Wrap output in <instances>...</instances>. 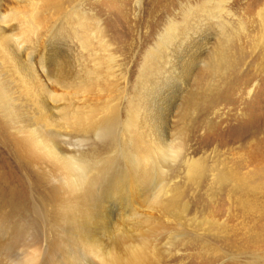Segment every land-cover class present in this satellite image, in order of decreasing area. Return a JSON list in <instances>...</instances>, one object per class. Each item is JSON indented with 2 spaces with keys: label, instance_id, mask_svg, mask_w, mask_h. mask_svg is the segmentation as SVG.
<instances>
[{
  "label": "bare ground",
  "instance_id": "bare-ground-1",
  "mask_svg": "<svg viewBox=\"0 0 264 264\" xmlns=\"http://www.w3.org/2000/svg\"><path fill=\"white\" fill-rule=\"evenodd\" d=\"M52 1H54V4H52ZM94 1H98V4H103L104 6H107L111 1L113 9L124 15L123 19L127 17L128 11H130L127 4L129 0H109V2H107L108 0ZM170 1H172L173 4L171 2L168 4L166 3L168 8H171L176 3H174V0ZM23 3L27 4L30 9L29 12H17L11 15H3V9L0 7V68L5 73L4 79H0V110L6 116L5 119H8V122H10L7 123L8 125L6 124L7 127L5 126L8 130L14 129V133L19 134L21 131H27L26 129L30 128L28 130L29 135L26 137L14 136L10 138V135L8 136L13 152L19 156L25 164L31 167H35V165L39 164L42 165V163L44 164L48 161L52 165L54 171H51V173L64 178H62L63 181H61L60 187L54 188L55 193L58 192V198L62 201V206L58 204V214L61 215V219L65 224L68 223L72 225L73 228L76 227L81 229L82 226L84 227L91 220L93 206L95 207L97 199H95L94 196L98 194V191L109 188L110 191L108 190L107 194L110 197L116 194L117 197L120 196L119 198H121V196L123 198L126 195L128 197V193L131 192V189L129 190L130 180L125 176L126 173L124 170L123 172L117 171L114 173H110L108 170V167L109 169L116 168L120 163L118 162L120 158L126 159L128 163L127 168L133 171L134 183L137 189L141 195L150 197L148 202H151V206L153 207L152 212L155 211V213L159 214L165 220L161 221L160 216H141L135 213L131 216L130 224L134 228V231L141 234L144 229L147 230L146 227L153 226V228L149 229L147 232H153L157 229L163 231L172 229V234L173 232L182 234L179 238L186 239L187 232H189L188 229L192 227L193 224L189 227L187 220L184 219L185 216H183L184 213L180 204L183 191L176 185L168 184V175L166 174L167 172L165 173L166 170L164 171V168L167 169L169 166L168 164L172 163V160H181L180 166L184 168L187 180L192 183H196L208 172V169L205 168L206 164L203 159H180L183 148H185V140L182 139V136L185 134V131H189V122L195 118L193 121L195 122V126L191 129L193 136L196 135L197 131L202 126V121L196 118V113L199 109L198 93L190 95L185 101L183 108L178 112L175 125V132L179 131L177 133L171 134L169 131L170 128L164 129L166 134L164 132V134L159 132L160 128L166 127L162 124L163 121L167 120L168 122L173 113V105L170 106L169 104L175 99L172 93L164 91L163 87L162 91L167 93L160 96L161 103L159 102L157 105H155V103L159 96H157L155 92L150 93L148 91V95V92H146V95L141 97L134 95L127 105V117L125 121H123L118 115L117 105H115L113 100H116L117 97L120 98V95H122L119 85L122 79L126 77L121 74V77H118V73L114 69L118 67L116 65L114 66L117 56L111 52V44L107 36V28L109 27L106 26L107 24H104L102 18L96 15L95 12H84L82 7H80L83 2H79V4L74 7H68L69 9L66 8V4L71 5L73 0H25ZM158 6L160 7L162 5ZM52 8H55L57 11L58 22L56 21L57 24L56 26L54 25V29L49 30L48 27L50 25H46L48 19L47 15ZM9 19L11 21L14 19L16 25L10 23ZM165 20H167L168 23L166 26L167 28L165 32H162L158 37L155 48L146 53L141 68V78H138L139 80H137V82L139 81L141 84L147 85L148 79L150 80L154 74H150V72L146 70L150 69L148 67L150 64L149 60L155 58L159 63V60H162V57L166 56L167 53V56H169V50L172 51L171 57L167 59V61L169 60L167 66L170 75L175 76V73L183 75L185 72L187 75H190L193 73L191 72L193 65L198 66L201 64V56L204 54L202 53L204 44L214 37L212 35L217 30L220 32L219 42L216 48L213 49L211 57L203 62L202 67L208 75L223 73V71L230 66V56H228V50L230 48L228 47L229 42L227 40V38L231 36L227 33V29L230 27L237 28L235 35L238 36H241L240 32H244L246 27L250 28L248 42L250 44V56L254 59L252 62L255 66V70H253L258 72L264 71V0H192V2L180 4V10L177 12V15L161 18L162 22ZM17 30H19L20 36H22V42L29 44V47L27 46L24 50L25 47L22 48L23 45L19 46L18 44L16 48L18 52L12 56V54H10L11 47L9 42L16 36L15 33ZM172 38L176 39V41L180 38L186 45L184 47H174L175 49H171L173 47H171ZM119 41H121V39H119ZM41 42L44 44L42 48L43 55L41 58V66L43 71H45V59L51 60L54 64V69L52 71L54 73H52L51 83L61 92L59 95L56 94L57 98L49 92V95L53 98L56 105L51 103V105L46 104L45 106H38L39 111L37 112H40L42 120L45 121L49 127L52 126V123L54 124L56 127V136H61L62 131L64 135L70 136L76 134L83 135L84 137L90 132L102 131L104 137L106 136L108 139L105 141L98 140L102 145L105 144L102 150L115 151L118 147H125L131 150V157L128 154L129 152L127 153L128 155H126V151H118L115 153L117 157L110 159L107 157L106 160H97L94 158L87 159L81 156H68L60 150L57 143L58 141H55V143L53 139L44 136L40 132L41 130L38 131L37 129L31 128L29 124L28 126L17 128L11 125L13 118L16 116V112L13 110L14 107L12 108L11 104L12 94L8 88L6 89V91H8L4 92L5 88L8 84H12L13 87L17 88L14 94H23L25 97L33 100V102L39 98L37 97V90L33 88V84L37 86V88L41 87L40 83L42 81L39 75L36 72L27 75L21 72L20 67L24 64L26 66L28 65L30 57L36 54L38 45ZM128 44L127 53L131 47L130 43ZM23 50L28 56L25 57L23 55ZM174 52L178 53L176 58H173L175 55ZM205 52L208 53L207 51ZM235 60L234 62L236 63ZM152 64H154V66L157 65L154 62ZM159 65L155 67L158 68ZM156 76L153 75V78H157ZM187 80L186 82H188ZM186 82H184L185 85ZM149 85L151 86V84ZM154 86L156 87V85ZM158 86L156 87L157 89L160 87ZM122 90L124 91V89ZM61 99L62 101H60ZM118 108L120 109V107ZM152 113H155L156 116ZM111 125H119V128L114 130L115 134L110 130ZM97 133L98 132H96V134ZM112 134L114 137L111 138ZM193 136H190V138ZM61 138L62 137L59 139ZM191 140L192 139H190V141ZM114 145L115 148L113 149ZM127 157H129V159H127ZM115 164L117 165L115 166ZM210 172L213 173L216 185H220V188L222 186L220 194L226 195L228 200H235V204H237V206L239 205L238 207L241 208V216H239L242 218L241 223L232 225L230 228L220 226L219 230L222 234H225V236L217 237V240L219 241L220 239V242L228 247L226 250L237 257L238 260L235 261V263L264 264V194L257 192L258 190L251 191V188L248 190L247 181L245 182L244 179L237 180L235 177H226L223 173L219 171L216 172L215 170H211ZM259 172H263V170ZM259 176L263 179L264 172ZM44 180L46 179L44 178ZM232 182L234 184L231 188H228L227 186ZM252 185L254 186L255 184ZM259 186L263 187L264 185L261 184ZM224 187L228 189L224 190ZM227 190H229V192H227ZM244 197L249 198V202L243 200ZM90 203H92V208L89 205ZM127 207L128 210H131L128 205ZM117 210H119V207ZM175 210L177 211L175 212ZM232 218L233 216H230L231 220ZM101 221L103 223L105 221L109 224L106 226L108 230L106 233H108L107 236H109V240L111 241L108 254L106 255L100 248L97 238H89L86 240V243L94 246V250L103 263H154L155 256L152 252L153 250H149L151 245L150 240L145 237V235L135 238L132 237L133 235L129 236L127 233L128 231L122 230V232L121 227L127 224L126 220L115 221V219L111 218V220L103 219ZM255 222L258 223L256 228L253 227ZM120 231L122 233H120ZM89 233L91 232L89 231ZM91 235L93 234L91 233ZM152 242L155 243L156 241L154 242L153 240ZM154 250L157 251L156 249ZM216 256H219V251L216 253ZM228 256L229 254L224 257ZM240 259H242V261Z\"/></svg>",
  "mask_w": 264,
  "mask_h": 264
},
{
  "label": "rangeland",
  "instance_id": "rangeland-1",
  "mask_svg": "<svg viewBox=\"0 0 264 264\" xmlns=\"http://www.w3.org/2000/svg\"><path fill=\"white\" fill-rule=\"evenodd\" d=\"M23 2H25V0H0V7L3 9L2 14L11 15L17 12H29V7ZM79 2H83L80 7H82L84 12H95L96 15L102 18L104 24H107L106 26L109 27L107 28V36L111 44V52L117 56L114 66L116 65L118 67L114 69L117 71L118 77H121L120 74L126 77L122 79L119 85L122 95H120V98L117 97L116 100H113L115 105H117L118 115L123 121H125L127 117V105L134 95L141 97L146 95L145 93L148 91L150 93L155 92V94L157 93V96H159V98L156 99L157 101L155 100V105H157V103H161L160 96L170 92L172 96L175 97L174 101L172 102L170 100L171 102L169 104L170 106L173 105V113L169 119L171 121L168 120L167 122V120H164L162 124L166 127L160 128L161 131L159 130V132L166 134L165 130L170 128L169 131L171 134L177 133L179 131L175 132V125L178 112L183 108L185 101L190 95L198 93L199 109L197 110L196 118L202 121V126L199 128L196 135L193 136L191 129L195 126V122H193L195 118L189 122V131H185V134L182 136V139L185 140V148H183L180 159H203L206 164L205 168L208 169V172L196 183H192L187 180L185 176L186 172L184 168L180 166L181 160H172V163L168 164V168H164V171L166 170L165 173L167 172L166 174L168 175V184L176 185L182 189L183 193L180 204L184 213L183 216H185L184 219L187 220L189 227L193 225L188 229L189 232H187L186 239L179 238L182 234L172 231L173 235L171 233L172 229H167L165 231L157 229L153 232H147L149 229H152L153 226L146 227L147 230L144 229L141 234L135 232L132 225H130L131 216L133 214L136 213L141 216L150 217H158L160 215L155 213V211L152 212L153 207L151 206V202H148L150 197L141 195L134 183L133 171L127 168V160L121 158L119 159L120 161L118 160V162H120L119 165L115 164V166L117 165L116 168L109 169L108 167V170L110 173L117 171L123 172L124 170L126 173L125 176L130 180L129 190L131 189V192L128 191L130 193H128V197L126 195L123 198L122 196L119 198L120 196L117 197V194L110 197L107 194L110 189H102L94 196L95 199L97 198L96 205L95 207L93 206L91 220L84 226L85 229L83 226L81 229L76 227L73 228V226L68 223L65 224L61 219V215L58 214V204L62 206V201L58 198V192L55 193L54 191V188L60 187L61 181H63L64 178L51 173L53 169L48 161L44 164L42 163V165L39 164L35 165V167H31L25 164L22 159L13 152L8 136L10 135V138L14 136L26 137L29 135L28 130L30 128L26 129L27 131H21L19 134L14 133V129L8 130L6 124L10 122H8V119H5L6 116L0 110V264H105L99 259L93 248L94 246L87 244L86 240L89 238H97V241H99L98 245L107 255L111 244L109 236H107L108 233H106V231H108L106 226L109 224L105 221L103 223L101 220H111V218L115 219V221L126 220L127 224L121 227V231H128L127 233L129 236L133 235L132 237L139 238L145 235V237L150 240L151 245L149 250H153L152 252L155 256L153 264H234L235 261L238 260L237 257L226 250L228 247L224 243H221L220 239L218 241L217 237L225 236V234L220 232V226L230 228L232 225L241 223L242 218L239 217L241 216V208L238 207L239 205L237 206V204H235V200H228L226 195L220 194L222 186L220 188V185H216L213 173L210 171H219L226 177H235L237 180L244 179L245 182L247 181L248 190L251 188V191L258 190L257 192L264 194V186H259L261 184L264 185V178L262 179V177L260 178L259 176L264 172V71H254L255 66L252 62L254 59L250 56V44L248 42L250 28L246 27L244 32L241 31V36L235 35L237 28L230 27L227 29V33L231 35L227 38L230 43H228V47L230 48H228L230 66L227 67L223 73L208 75L202 67L203 62L211 57L213 49L216 48L219 42L220 32L217 30L215 31L216 33L214 32L212 35L214 37L210 41H206L207 44L204 41L205 44L202 53L205 55L202 54L200 65H193L194 68L192 67L191 71L193 73L190 75H187L186 72L183 73V75L175 73V76H171L168 71L167 62L169 60L167 61V59L171 57L172 51L168 49V52H170L169 56H167L168 53L166 56L163 55L164 57H162V60H159V63L155 58L149 60L150 64L153 62L157 65L162 64L161 66L163 68L160 65L157 68L155 67L157 65L154 66V64H149L148 67L150 69L146 70L150 72V74L154 73L153 75H157V78H153L152 75L153 79L150 78L151 81L148 79L147 85H144L139 81L137 82V80L141 78L140 73L145 55L151 49L153 50L155 48L158 37L162 32H165L167 28V20L162 22L161 18L177 15V12L180 10V4L192 2V0H174V3H176L173 5L174 7L172 6L171 8L166 6L168 3H172L170 0H129L127 4L130 11H128L127 17L124 19V15L113 9L112 3L111 1L109 2V0L107 1L109 2L107 6L98 4V1L96 2L94 0H73L71 5L66 4V8L74 7L79 4ZM52 4H54V1H52ZM158 5L162 6L159 7ZM57 16L58 14L55 8H52L50 12H48L46 25H50L48 27L49 30L55 28L58 22ZM10 23L16 25L14 19L13 21L10 20ZM15 35L12 41L9 42L11 47L10 54H12V56L18 52V49H16L18 44L19 46L23 45L22 48L25 47L24 50L29 45L22 42L23 39L19 34V30H17ZM119 39H121V41H119ZM128 43H130L131 47L127 53L129 47ZM185 45L186 43L182 41V39L178 38L176 41V39L172 38L171 47H173L171 49L174 47H184ZM43 47V42L39 43L37 52L30 57L28 65L26 66L24 64L20 67L21 72L27 75H31L33 72L39 75L42 81L40 83L41 87L37 88V86L33 84V88L37 90V97L39 98L33 102V100H30V98L25 97L23 94H14L17 88L13 87L12 84H8L5 88L4 92L9 90L12 94L11 104L12 108L14 107L13 110L16 112V116L13 118L11 125L17 128L28 126L29 124L31 128L37 129L38 131L41 130L40 132L44 136L53 139L54 142L58 141L57 143L60 150L68 156H81L87 159L94 158L97 160H106L107 157L108 159L117 157L115 153L118 151H126V155L129 154L130 156L132 153L131 150L125 147H118L115 151L102 150L105 144L102 145L98 140H108L106 136L104 137L102 131L90 132L85 135V137L76 134L70 136L64 135L62 131L61 136H56V127L54 124L52 123V126L49 127L45 121L42 120L40 112H37L39 111L38 106H45L46 104L51 105V103L55 104L49 92L55 97L56 94L59 95L61 93L60 90L58 88L57 90L51 83L52 73H54L52 72L54 64L50 59H45V71H43L41 66ZM23 51V55L25 57L28 56V54ZM177 55L178 53H175L173 58H176ZM237 71L240 74H238ZM4 74L5 73L0 68L1 80L4 79ZM186 80L188 82H186ZM184 82H186V85ZM149 84H151V86ZM154 85H156V87L159 85L160 87L158 86V89L160 91ZM162 87L164 91L167 92H163ZM7 88L8 90L6 91ZM122 89H124V91ZM60 101H62V99ZM118 107H120V109ZM152 114L156 116L155 113ZM116 126L117 125H111L110 127V130L113 131L114 134V130L119 128V125ZM96 132L98 133L96 134ZM190 136L193 137L190 138ZM60 137L62 138L59 139ZM112 137H114L113 134L111 138ZM190 139L192 140L190 141ZM114 148L115 145L113 146V149ZM127 159H129V157H127ZM262 170L263 172H259ZM44 178L46 180H44ZM233 184L232 182L227 187L231 188ZM252 184L255 185L253 186ZM227 187L223 189L226 190L228 189ZM227 192H229V190H227ZM246 198L244 197L243 200L249 202L250 199ZM89 205L92 208V203ZM127 205L131 210H128ZM118 207L119 210H117ZM177 210H175V212ZM230 216H233L234 219L232 218L231 220ZM162 220L165 221L164 218L161 217V221ZM257 224L258 223L255 222L253 227L256 228ZM89 231L93 235H91ZM121 231L120 233L123 232ZM153 240L154 242L158 241L157 244L156 242L153 243ZM216 251H219V256H216ZM228 254L229 258L224 257ZM240 260L242 261V259ZM240 263L244 264L243 262Z\"/></svg>",
  "mask_w": 264,
  "mask_h": 264
}]
</instances>
